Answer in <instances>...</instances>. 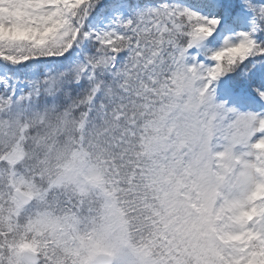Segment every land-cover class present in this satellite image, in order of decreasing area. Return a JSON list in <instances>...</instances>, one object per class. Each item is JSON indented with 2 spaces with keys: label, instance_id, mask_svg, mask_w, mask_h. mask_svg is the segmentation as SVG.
<instances>
[{
  "label": "snow or ice",
  "instance_id": "6c2138e0",
  "mask_svg": "<svg viewBox=\"0 0 264 264\" xmlns=\"http://www.w3.org/2000/svg\"><path fill=\"white\" fill-rule=\"evenodd\" d=\"M0 264H264V0H0Z\"/></svg>",
  "mask_w": 264,
  "mask_h": 264
}]
</instances>
